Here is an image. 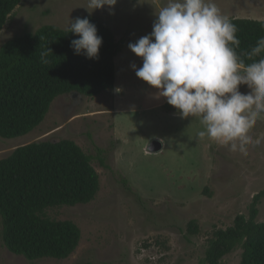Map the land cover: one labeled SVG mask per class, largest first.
<instances>
[{"label":"rangeland","instance_id":"rangeland-1","mask_svg":"<svg viewBox=\"0 0 264 264\" xmlns=\"http://www.w3.org/2000/svg\"><path fill=\"white\" fill-rule=\"evenodd\" d=\"M214 2L228 18L264 20V0ZM87 3L22 0L0 31L1 46L43 24L68 28L70 20L91 16L122 39L112 88L92 98L59 95L33 130L0 136V158L24 143L71 139L91 155L99 175V190L89 203L47 208L49 217L70 219L81 230L68 257L29 260L7 250L0 236V264H202L213 231L231 225L237 213L247 215L252 196L264 187V114L249 132L259 143L247 146V155L199 138L200 120L182 119L130 67L142 66V60L128 44L152 31L155 10L167 0H117L111 9L91 14ZM240 91L249 90L242 85ZM154 139L162 147L150 151ZM258 208L256 220L264 221V200ZM190 219L197 224L194 234L187 232ZM239 256L235 249L223 262L238 264Z\"/></svg>","mask_w":264,"mask_h":264},{"label":"trees","instance_id":"trees-1","mask_svg":"<svg viewBox=\"0 0 264 264\" xmlns=\"http://www.w3.org/2000/svg\"><path fill=\"white\" fill-rule=\"evenodd\" d=\"M21 1L0 0V31ZM85 17L103 38L98 59L74 54L70 44L78 37L68 28L52 24L24 32L0 46L1 137L33 130L59 95L75 93L92 98L114 86L115 56L122 39H116L97 18H79ZM229 19L238 27L240 54L264 36V20L241 16ZM242 58L246 64L252 62ZM92 159L68 138L24 143L0 158V236L7 250L29 260L62 259L75 250L81 236L79 226L70 219L49 217L47 210L94 199L99 175ZM203 193L209 194L206 187ZM261 200L264 187L252 196L247 215L237 213L231 225L213 231L204 246L202 264H224V256L235 249L240 251L238 264H264V221L256 220ZM196 231L194 219L188 220L187 232Z\"/></svg>","mask_w":264,"mask_h":264},{"label":"clouds","instance_id":"clouds-1","mask_svg":"<svg viewBox=\"0 0 264 264\" xmlns=\"http://www.w3.org/2000/svg\"><path fill=\"white\" fill-rule=\"evenodd\" d=\"M116 3L88 0L86 9L91 14ZM68 32L78 37L70 44L74 54L99 58L103 38L88 18L70 20ZM237 33L214 0H167L155 10L152 31L128 48L142 60V66L130 67L157 90L155 97L164 98L182 119L195 117L204 125L199 138L247 155V146L259 143L249 132L264 114V36L240 54ZM242 85L249 91L241 92Z\"/></svg>","mask_w":264,"mask_h":264},{"label":"water","instance_id":"water-1","mask_svg":"<svg viewBox=\"0 0 264 264\" xmlns=\"http://www.w3.org/2000/svg\"><path fill=\"white\" fill-rule=\"evenodd\" d=\"M150 144L153 145V147L155 148V149H154V148H151V146H149L148 149H149L150 151H153V150H154V151H155V150H159V149H161V147H162V146H161V142H160L159 140H157V139H156V140L154 139Z\"/></svg>","mask_w":264,"mask_h":264}]
</instances>
